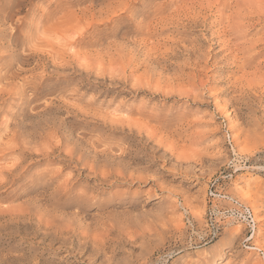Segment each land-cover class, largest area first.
I'll return each mask as SVG.
<instances>
[{"label":"rangeland","instance_id":"obj_1","mask_svg":"<svg viewBox=\"0 0 264 264\" xmlns=\"http://www.w3.org/2000/svg\"><path fill=\"white\" fill-rule=\"evenodd\" d=\"M184 1L0 0V78L14 75L23 67L27 72L21 76L29 82L25 97L5 93L6 97L0 92V173H10L9 168L20 164L17 184L0 182V264H264V18L257 19L264 17V0H210L209 4L208 0ZM128 2L135 11L118 12ZM203 6L209 10L206 12ZM182 13L198 14L200 18L207 13L208 22L216 19L215 26L204 31L213 41L225 33L231 16L232 24L243 23L235 45L245 47L237 56L246 63L234 69L240 60L233 56L210 61L198 77L207 90L199 89L201 97L196 100L135 89L136 82L156 85L158 76L148 77L139 67L145 56L155 58L156 50L166 48L168 36L173 35L170 39L181 41L187 49L197 45L201 29L167 25L174 21L179 24ZM159 21L166 25L162 31ZM163 64L169 66V76L180 79L173 86L177 91L187 90L186 80L202 67L190 64L183 53ZM0 81L1 89L6 82L2 78ZM91 115L97 117L93 120ZM109 116L111 119H107ZM112 117L125 119L127 124L130 121L129 130L127 124L125 130L112 129L104 122ZM61 120L68 129L71 126L72 142L62 139ZM14 131L25 133L21 137L26 138L35 134L33 137L44 148L37 146V156L27 155V150L10 142L19 135ZM46 132L56 137L53 143ZM76 136L84 137V144L73 153ZM7 142L13 151H9ZM90 143L99 152L108 150L110 156L123 153L113 164L125 161L135 179L124 180L118 175L108 165L112 164L110 156L108 160H93ZM54 144L60 147L54 154H38L41 148L50 149ZM104 164L105 169L100 166ZM10 176L9 181L13 178ZM237 202L246 218L232 208ZM247 207L254 212L255 223ZM231 220L235 224L229 223ZM232 230L237 234H231Z\"/></svg>","mask_w":264,"mask_h":264},{"label":"bare ground","instance_id":"obj_2","mask_svg":"<svg viewBox=\"0 0 264 264\" xmlns=\"http://www.w3.org/2000/svg\"><path fill=\"white\" fill-rule=\"evenodd\" d=\"M120 1V0H119ZM139 1V0H138ZM160 1V0H159ZM162 1V0H161ZM164 1V0H163ZM173 1V0H172ZM181 1H184V0H181ZM191 1V0H190ZM209 2H208V4L210 3V0H208ZM215 1H219V0H215ZM224 1V0H223ZM228 1V0H227ZM233 1V0H232ZM235 1V0H234ZM122 2H124V1H122ZM121 2V3H122ZM129 2H130V0H129ZM125 3V5L123 6V7H121L120 9H118V12L120 11V10H123V12H124V10H126L127 11V9H130L129 8V5L131 6V4L130 3ZM142 2V1H141ZM144 2V1H143ZM142 2V3H143ZM169 2V1H168ZM175 2V1H174ZM197 2H198V0H197ZM197 2H195L196 4H197ZM202 2V1H201ZM247 2V1H246ZM138 3V2H137ZM146 3V2H145ZM172 4H173V2H171ZM170 3V4H171ZM177 3H180L181 4V2L179 1H177ZM184 3H185V1H184ZM187 3V2H186ZM185 3V4H186ZM190 3V2H189ZM188 3V4H189ZM203 3V2H202ZM227 3V2H226ZM232 3V2H231ZM245 3V2H244ZM114 4V3H113ZM117 4V3H116ZM133 4V3H132ZM166 4V3H165ZM164 4V5H165ZM203 4H205V3H203ZM222 4H224V3H222ZM228 4H230V3H228ZM233 4H236V3H233ZM243 4V3H242ZM247 4H248V2H247ZM123 5V4H122ZM137 5V4H136ZM150 5V4H149ZM193 5H195L194 3H193ZM197 5H199V4H197ZM201 5V4H200ZM207 5V4H206ZM227 5V4H226ZM232 5V4H231ZM116 6V5H115ZM120 6H121V4H120ZM140 6V5H139ZM158 5H156V7H157ZM169 6V5H168ZM172 6V5H171ZM188 6V5H187ZM211 6V5H210ZM225 6V5H224ZM250 6V5H249ZM119 7V6H118ZM143 7V6H142ZM151 7V6H150ZM165 7V6H164ZM167 7V6H166ZM185 7V6H184ZM203 7H205V6H203ZM208 7H209V5H208ZM227 7V6H226ZM236 7V6H235ZM117 8V7H116ZM161 8V7H160ZM160 8H159V11H160ZM168 8H171V7H168ZM176 8H178V7H176ZM176 8H175V10L174 11H177L176 10ZM179 8H180V6H179ZM178 8V9H179ZM189 8H190V6H189ZM206 8V7H205ZM210 8V7H209ZM212 8H214V7H212ZM228 8H229V6H228ZM256 9H257V7H255ZM255 8H254V11H255ZM163 8H161V10H162ZM181 9V8H180ZM193 9V8H192ZM199 9H202L201 7L199 8ZM232 9V8H231ZM247 9V8H246ZM131 10V9H130ZM134 10V9H133ZM133 10H131V11H133ZM143 10V9H142ZM147 10V9H146ZM155 10H157V9H155ZM188 10V9H187ZM209 9H207L206 8V12L208 11ZM212 10V9H211ZM226 10V9H225ZM252 9H250V11H251ZM258 10V9H257ZM263 11H264V6H263V9H262ZM7 11V10H6ZM11 11V10H10ZM109 11V10H108ZM108 11H107V17H106V19H110L109 17L111 16L110 14V16L108 17ZM117 10L115 9V12H116ZM135 11V10H134ZM158 11V12H159ZM163 11V10H162ZM166 11V10H165ZM168 11H169V9H168ZM182 11V10H181ZM185 11V10H184ZM188 11H190V10H188ZM187 11V13H189ZM195 11V10H194ZM221 11H223V10H221ZM230 11V10H229ZM232 11V10H231ZM262 11V12H263ZM87 12V11H86ZM85 12V13H86ZM92 12V11H91ZM104 12V11H103ZM102 12V13H103ZM110 12H112V11H110ZM129 12V11H128ZM127 12V13H128ZM155 12H157V11H155ZM186 12V11H185ZM185 12H183V13H185ZM201 12V11H200ZM234 12V11H233ZM253 12V11H252ZM257 12V11H256ZM255 12V13H256ZM258 12H260L259 10H258ZM258 12H257V16L256 17H258ZM89 13V12H88ZM101 13V12H100ZM140 13V12H139ZM163 12H161V14H162ZM180 13V12H179ZM182 13V14H183ZM193 13V12H192ZM221 13V12H220ZM224 13V12H223ZM10 14V13H9ZM94 14H96V13H94ZM129 14V13H128ZM161 14H160V16H161ZM170 14V13H169ZM176 13L174 12V15H175ZM180 14L181 16L180 17H182V16H184V17H182V18H179V24H178V21H177V23H176V21H174L173 23L171 22V23H168L167 25H169V26H172L173 24L174 25H183L184 27L185 26H187V25H190V26H194L195 28H199V29H201L200 31L202 32V34L201 35H197V39H196V41L195 42H197V45H194L193 47H191V48H189V49H187V47L185 46V45H183L182 43H181V41H177V42H174L172 39H170V37H172V36H168V39L167 40H170L167 44L165 43L164 45H165V49L163 48V49H161V50H156V51H158L157 52V54L155 55V58L153 57V56H145L146 57V59H143V63H141L140 64V69H144V72H145V75H147L148 77H150V76H152V75H157L158 76V78H157V81H156V85H154V84H151V82L150 81H147V82H145V83H142V82H136L135 84H134V88L135 89H140V88H146V89H148V90H150L149 92L150 93H152V95H156V93H159L161 96H163V97H167V96H170V95H177V96H187V97H193V99L194 100H196V99H200V97H201V95L199 94V92L197 93V91L199 90V89H203V91L204 90H207V85H206V83L205 82H203V81H200V82H198V77L202 74V73H204L205 72V70L207 69V67H206V65L207 64H210V61H213V62H218L219 60L221 61V60H226V59H229V58H231L232 56L233 57H235L234 59H236V60H240V62H239V64H237L235 67H234V69H237V68H239V67H243V65L246 63V59H243V58H239L237 55H239V54H242L243 52H241L242 51V49H245V47H243V48H239V46L238 45H235V40L237 39V37H239L238 36V34H239V30H241L240 28L241 27H243L242 25H243V23L241 24V22H238V23H234V24H232V16L228 19V26L226 27V28H224L225 30V33L223 34V35H221V36H218V38H217V40L216 41H213V39L214 38H208V37H206V33H204V31H206L207 32V30H209L213 25L215 26V24H216V19L214 20V21H212V22H208V18H207V16H205V14L207 15V13H205L204 15H202V17L203 18H200V17H198L199 15L198 14H196V15H194V16H189L188 14ZM190 14V13H189ZM209 14V13H208ZM222 14V13H221ZM234 14H236V12H234ZM241 14V13H240ZM254 14V13H253ZM261 14V13H260ZM7 15H8V13H7ZM87 15V14H86ZM118 15V14H117ZM127 15V14H126ZM157 15H159V14H157ZM171 15V14H170ZM173 15V16H174ZM213 15V14H212ZM250 15V14H249ZM256 15V14H255ZM264 15V14H263ZM13 16V15H12ZM92 16V15H91ZM96 16V15H95ZM121 16V15H120ZM125 16V15H124ZM129 16V15H128ZM128 16H125V18L126 17H128ZM130 16H131V13H130ZM178 17H179V15H177ZM222 16V15H221ZM246 16V15H245ZM248 16V15H247ZM254 16V15H253ZM259 16H261V15H259ZM3 17V16H2ZM170 17V16H169ZM172 17V16H171ZM175 17H176V15H175ZM243 17V16H242ZM255 17V18H256ZM262 17V16H261ZM258 17L257 19L259 20V21H262V19L264 18V17ZM5 18V17H4ZM120 18H122V17H120ZM211 19L213 18L212 16L210 17ZM11 19H12V17H11ZM123 19V18H122ZM128 19H130V18H128ZM165 19H166V17H165ZM168 19V18H167ZM171 19V18H170ZM169 19V20H170ZM172 19L174 20V18L172 17ZM171 19V20H172ZM210 19V20H211ZM224 19V18H223ZM95 20V19H94ZM97 20H98V18H97ZM100 20V19H99ZM161 20V19H160ZM169 20H165V21H169ZM172 20V21H173ZM177 20H178V18H177ZM218 20H219V18H218ZM2 21H4V20H2ZM11 21V20H10ZM14 21V20H13ZM18 21V20H17ZM96 21V20H95ZM101 21V20H100ZM103 21V20H102ZM163 21V20H162ZM7 22V21H6ZM166 22V23H167ZM219 22H222V21H220L219 20ZM4 22H2L1 24H3ZM20 23V22H19ZM186 23V24H185ZM10 24H12L11 22H10ZM158 24H160L161 25V27L159 28V31L161 30V29H163V27H165L166 25L164 24V22H160L159 21V23ZM157 24V25H158ZM21 25V24H20ZM28 25V24H27ZM30 25V24H29ZM95 25V24H94ZM157 25H155V27L157 26ZM2 26H4V25H1V27ZM5 26H7L6 24H5ZM12 26V25H11ZM14 26V25H13ZM32 26V25H31ZM91 26V25H90ZM182 26V27H183ZM213 26V27H214ZM245 26V25H244ZM22 27V26H21ZM134 27V26H133ZM154 27V26H153ZM159 27V26H158ZM212 27V28H213ZM3 28H7V27H3ZM2 28V29H3ZM8 28H10V26L8 27ZM14 28H15V26H14ZM148 28V27H147ZM151 28V27H150ZM166 28V27H165ZM171 28V27H170ZM13 29V28H12ZM157 29V28H156ZM168 29V28H167ZM16 30V29H15ZM134 30V29H133ZM136 30V29H135ZM141 30V29H140ZM143 30H144V28H143ZM146 30V29H145ZM148 30V29H147ZM155 30V29H154ZM154 30L152 31V32H154ZM173 30H174V28H173ZM177 30V29H176ZM184 30H185V28H184ZM192 30V29H191ZM197 30V29H196ZM212 30V29H211ZM10 31V30H9ZM162 31V30H161ZM165 31H167V30H165ZM170 31V30H169ZM171 31H172V28H171ZM193 31V30H192ZM195 31V30H194ZM16 32H18V30L16 31ZM21 32V31H20ZM139 32V31H138ZM145 32V31H144ZM151 32V33H152ZM180 32V31H179ZM19 33V32H18ZM22 33V32H21ZM140 33V32H139ZM142 33V32H141ZM148 33H149V30H148ZM147 33V34H148ZM155 33H156V30H155ZM185 33V32H184ZM188 33H189V31H188ZM200 33V32H199ZM143 34V33H142ZM146 34V33H145ZM163 34V33H162ZM177 34V33H176ZM179 34V33H178ZM177 34V35H178ZM181 34V33H180ZM186 34V33H185ZM12 35V34H11ZM14 35V34H13ZM16 35V34H15ZM155 35V34H154ZM183 35V34H182ZM213 35V34H212ZM4 36L5 35H3V38H4ZM10 36V35H9ZM19 36V35H18ZM24 36V35H23ZM186 36V35H185ZM13 37V36H12ZM15 37H17V36H15ZM25 37V36H24ZM183 37V36H182ZM225 37H229L228 39V41L227 42H224L223 41V38H225ZM11 38V37H10ZM19 38V37H18ZM173 38H175V37H173ZM183 38H186V37H183ZM216 38V37H215ZM13 39V38H12ZM15 39V38H14ZM14 39H13V41H14ZM26 39V38H25ZM178 39H180V38H178ZM177 39V40H178ZM182 39V38H181ZM2 40V39H1ZM183 40H186V39H182V41ZM11 41V40H10ZM12 41V42H13ZM16 41V40H15ZM187 41V40H186ZM185 41V42H186ZM203 41V42H202ZM4 42H6V41H4ZM12 42H10V43H12ZM184 42V41H183ZM205 42H207V43H209L208 44V47L206 46V44L207 43H205ZM212 42V43H211ZM140 43H143V42H140ZM4 44V43H3ZM6 44V43H5ZM4 44V45H5ZM18 44V43H17ZM146 44H147V40H146ZM159 44V43H158ZM12 46H13V43H12ZM134 46H136V45H134ZM139 46H140V44H139ZM147 46V45H146ZM161 46V45H160ZM7 47H9L8 45H7ZM11 47V46H10ZM70 47V46H69ZM125 47H128V46H125ZM143 47V46H142ZM141 47V48H142ZM158 47H159V45H158ZM217 47H219L220 49H218L217 51H215V49L217 48ZM6 48V47H5ZM38 48H40V47H38ZM130 49L132 48V47H129ZM140 48V49H141ZM143 48H145V47H143ZM1 49V48H0ZM3 49H4V47H3ZM33 49H35L34 47L31 49V50H33ZM125 49V48H124ZM130 49H129V52H130ZM134 49V48H133ZM39 50V49H38ZM37 50V51H38ZM123 50V49H122ZM127 50V49H126ZM136 50V49H135ZM228 50H231L228 54H226V55H223V56H220V54L222 53V52H224V51H228ZM241 50V51H240ZM9 51H11V50H9ZM19 51V50H18ZM36 51V50H35ZM43 51V50H42ZM45 51V50H44ZM55 51V50H54ZM133 51V50H132ZM131 51V52H132ZM142 51V50H141ZM215 51V52H214ZM8 52V51H7ZM13 52V51H12ZM11 52V53H12ZM24 52V51H23ZM25 52H27L28 53V51H25ZM24 52V53H25ZM30 52V51H29ZM33 52V51H32ZM47 52V51H46ZM49 52V51H48ZM57 52V51H56ZM66 52V51H65ZM130 52V53H131ZM2 53V52H1ZM0 53V54H1ZM35 53V52H34ZM62 53H64V52H62ZM180 53H183V54H185V55H187L188 56V60L190 61V64H192V65H194V66H196V67H198L199 65H202V67H201V69H198L197 71H196V73H195V75H193V77L191 76L190 78H188V80H186V81H188V86H189V88L187 89V90H181V89H179L178 91L177 90H175L174 89V85L175 84H178L177 82L180 80H178L177 78H174V77H171V76H169L167 73H166V71L168 70V67L169 66H167V65H165V64H163L164 62L166 63H168V61H170V59L171 58H173V56H175V55H178V54H180ZM22 54V53H21ZM42 54V53H41ZM48 54V53H47ZM57 54V53H56ZM65 54V53H64ZM153 54V53H152ZM12 55V54H11ZM14 55V54H13ZM32 55V54H31ZM35 55V54H34ZM43 55H45V54H43ZM42 55V56H43ZM124 55V54H123ZM133 55H135V53L133 54ZM1 56H4V55H1ZM19 56V55H18ZM25 56V55H24ZM27 56V55H26ZM38 56V55H37ZM62 56H63V54H62ZM61 56V57H62ZM128 56V55H127ZM140 56V55H139ZM33 57H35V56H33ZM32 57V58H33ZM70 57H72V56H70ZM74 57V56H73ZM135 57V56H134ZM138 57V56H137ZM143 57V56H142ZM149 57H152L153 59H151V60H149L150 58ZM12 58H14V57H12ZM21 58V57H20ZM19 58V59H20ZM52 58L53 57H51V60H52ZM56 58V57H55ZM60 58V57H59ZM66 58H68V57H66ZM127 58V57H126ZM141 58V57H140ZM149 58V59H148ZM2 59H3V57H2ZM9 59V58H8ZM28 59V58H27ZM36 59V58H35ZM58 59V58H57ZM123 59H125V58H123ZM129 59L130 58H128V61H129ZM132 59V58H131ZM137 59V58H136ZM135 59V60H136ZM13 60V59H12ZM11 60V61H12ZM30 60V59H29ZM29 60H25V61H29ZM50 60V61H51ZM73 60H74V58H73ZM72 60V61H73ZM135 60H134V62H135ZM3 61V60H2ZM16 61V60H15ZM22 62V63H27V62ZM43 61V60H42ZM44 61L46 62V59H44ZM57 61V60H56ZM65 61V60H64ZM69 61V60H68ZM141 61H142V59H141ZM13 62V61H12ZM74 62V61H73ZM29 63V62H28ZM27 63V64H28ZM36 63V62H35ZM38 63H40V62H38ZM55 63V60H54V62H53V64ZM57 64V66L59 65L58 64V62H56ZM64 63V62H63ZM129 63V62H128ZM127 63V64H128ZM131 63H132V61H131ZM130 63V64H131ZM137 63V62H136ZM133 64V65H137V64ZM161 63L163 64V66L161 65ZM7 64H8V62H7ZM10 64V63H9ZM45 64V63H44ZM61 64V63H60ZM126 64V63H125ZM125 64H124V66H125ZM12 65V64H11ZM10 65V66H11ZM21 65V64H20ZM33 65H34V63H33ZM36 65H37V63H36ZM35 65V66H36ZM63 65V64H62ZM129 65V64H128ZM9 66V67H10ZM23 66V65H22ZM27 66H29V65H27ZM52 66V65H51ZM56 66V67H57ZM69 66H70V64H69ZM72 66H74V65H72ZM18 67V66H17ZM26 67V66H25ZM33 67V66H32ZM31 67V68H32ZM68 67V66H67ZM71 67V66H70ZM70 67H68V69L70 68ZM138 67V66H137ZM30 68V69H31ZM34 68V67H33ZM42 68V67H41ZM53 68H54V66H53ZM60 68H62V67H60V65H59V69ZM123 68V67H122ZM27 69V68H26ZM26 69H24L23 67H19V70H18V72L16 73V74H14V75H12V74H10V75H8V74H6L7 76H4V77H1L6 83L4 84V87L3 86H1L2 88L0 89V92L1 93H3V94H8V95H10V96H15V95H17V97L19 96V95H22V94H24V97H25V95H26V92H27V86H28V84H29V82L27 81V77L25 76L24 77V75L23 76H21V74L22 73H24L25 74V72H27L26 71ZM29 69V70H30ZM35 69V68H34ZM33 69V70H34ZM58 69V70H59ZM97 69V68H96ZM28 70V71H29ZM36 70V69H35ZM43 70V69H42ZM46 70V69H45ZM58 70H57V72H58ZM64 70V69H63ZM70 70V69H69ZM125 70V69H124ZM39 70H37V72H38ZM52 71V70H51ZM53 71H54V69H53ZM56 71V70H55ZM82 71V70H81ZM84 71V70H83ZM87 71V70H86ZM121 71V70H120ZM7 72V71H6ZM14 72H16L15 70H14ZM13 72V73H14ZM42 72V71H41ZM43 72H44V70H43ZM3 73V72H2ZM8 73V72H7ZM12 73V72H11ZM38 73H40V72H38ZM54 73H56V72H54ZM120 73H122V72H120ZM30 74V73H29ZM37 74V73H36ZM45 74V73H44ZM53 74V73H52ZM51 74V75H52ZM59 74V73H58ZM60 74H61V71H60ZM59 74V75H60ZM66 74V73H65ZM113 74V73H112ZM114 74H116V73H114ZM1 75V74H0ZM30 75H32V73L30 74ZM29 75V76H30ZM39 75V74H38ZM54 75V74H53ZM120 75V74H119ZM122 75V74H121ZM120 75V76H121ZM21 76V78L18 80V79H16V78H18V77H20ZM34 76V75H33ZM36 76V75H35ZM40 76H42L41 74H40ZM44 76V75H43ZM105 76V75H104ZM113 75H111V77H112ZM123 76V75H122ZM121 76V77H122ZM127 76V75H126ZM132 76V75H131ZM144 76V75H143ZM45 77V76H44ZM201 77V76H200ZM1 78H0V80H1ZM31 78H33V77H31ZM113 78V77H112ZM116 79H117V75H116V77H115ZM120 78V77H119ZM118 78V79H119ZM122 78H124V77H122ZM45 79H47L48 80V78H45ZM115 79V80H116ZM124 79H126V77L124 78ZM149 79V78H148ZM42 80V79H41ZM41 80H40V82H41ZM123 80V79H122ZM141 80V79H140ZM140 80H138V81H140ZM200 80V79H199ZM43 81V80H42ZM45 81V80H44ZM43 81V82H44ZM118 81V80H117ZM120 81V80H119ZM1 82V81H0ZM31 82V81H30ZM121 82V81H120ZM127 82H128V80H127ZM4 83V82H3ZM37 83V81H35V83L34 84H36ZM113 83V82H112ZM117 84H118V82H116ZM164 83V85L162 86V84ZM31 84V83H30ZM44 84V83H43ZM47 84H49V83H47ZM124 84H125V82H124ZM1 85V84H0ZM3 85V84H2ZM38 85V87L37 88H39V84H37ZM41 86V85H40ZM178 86V85H177ZM31 87H33L32 85H31ZM36 87V86H35ZM42 87V86H41ZM131 88V87H130ZM134 88H132V89H134ZM34 90V89H33ZM141 90V89H140ZM143 90H145V89H143ZM135 91V90H134ZM139 91V90H138ZM30 92V91H29ZM133 92V91H132ZM145 92V91H144ZM148 92V91H147ZM35 93V92H34ZM37 93V92H36ZM6 94H5V96H6ZM29 94V93H28ZM202 94V93H201ZM2 95V94H1ZM1 95H0V97H1ZM32 96V95H31ZM35 95H33L32 97H34ZM4 97V96H3ZM2 97V98H3ZM7 97V96H6ZM22 97V96H21ZM31 97V99L32 100H35V99H33ZM36 97V96H35ZM38 97V96H37ZM19 98V97H18ZM28 97L26 96V99H27ZM10 99V98H9ZM29 99V98H28ZM59 99H61V98H59ZM59 99H56V100H59ZM15 100H17V99H15ZM21 100H23V99H21ZM53 100V99H52ZM61 100H64V99H61ZM233 100V99H232ZM0 101H2V100H0ZM51 101V100H50ZM65 101V100H64ZM9 102V101H8ZM30 102V101H29ZM35 102H36V100H35ZM48 102V101H47ZM56 102V101H55ZM68 102V101H67ZM11 103V102H10ZM9 103V104H10ZM17 103V102H16ZM57 103L58 104H61V102H58L57 101ZM1 104V103H0ZM13 104H15L14 102H13ZM13 104H10V106L11 105H13ZM22 104H25V103H22ZM28 104V103H27ZM32 104V103H31ZM34 104H36V103H34L33 102V105ZM39 104V103H38ZM64 104H66V103H64ZM67 104H69V103H67ZM5 105H6V103H5ZM51 104H49V106H50ZM53 105H55V103H53ZM70 105H71V103H70ZM74 105V104H73ZM72 105V106H73ZM17 106V105H16ZM23 106V105H22ZM37 106H39V105H37ZM37 106H35V107H37ZM46 106H48V105H46ZM56 106H58V105H56ZM71 106V107H72ZM75 106V105H74ZM73 106V107H74ZM79 106V105H78ZM88 106V105H87ZM5 107V106H4ZM13 107H14V105H13ZM18 107V106H17ZM21 107V106H20ZM34 107V108H35ZM52 107V106H51ZM51 107H49V108H51ZM60 107H62V106H60ZM66 107H68V106H66ZM230 107L232 108L233 107V102L230 104ZM2 108H3V106H2ZM8 108H10L9 106H8ZM15 108V107H14ZM37 108H39V107H37ZM45 108V107H44ZM76 108V107H75ZM78 108V107H77ZM40 109V108H39ZM43 109V108H42ZM54 109V108H53ZM86 110H87V108H85ZM84 109V110H85ZM23 110H25V109H23ZM37 109H35V111H36ZM51 110V109H50ZM56 110V109H55ZM58 110V109H57ZM61 110H62V108H61ZM65 110V109H64ZM72 110V109H71ZM75 110V109H74ZM73 110V111H74ZM77 110H80V109H77ZM82 110V109H81ZM85 110V111H86ZM91 110V109H90ZM3 111H4V109H3ZM26 111H27V109H26ZM46 111V110H45ZM88 111H89V109H88ZM236 111V110H235ZM1 112V111H0ZM68 112V111H67ZM78 112V111H77ZM82 112V111H81ZM91 112H93V113H97V111H95L94 112V110L93 111H91ZM100 112V111H99ZM20 113V112H19ZM23 113V112H22ZM87 113V112H86ZM90 113V112H89ZM95 113V114H96ZM233 113H234V111H233ZM7 114V113H6ZM16 114V113H15ZM71 113H69L68 115H70ZM72 114H73V112H72ZM76 114V113H75ZM82 114V113H81ZM235 114V113H234ZM9 115H10V113H9ZM90 115V114H89ZM92 115H94V114H92ZM91 115V116H92ZM104 115H106V117H107V114H104ZM16 116V115H15ZM75 116V115H74ZM73 116V117H74ZM83 116H85V115H83ZM96 116V115H95ZM100 116H102L103 117V115H101V112H100ZM72 117V116H71ZM94 116H92V118H93ZM97 117V116H96ZM95 117V118H96ZM99 117V116H98ZM92 118H90V119H92ZM95 118H93V120L95 119ZM110 118V116L107 118V119H109ZM113 118V117H112ZM102 119V118H101ZM100 119V120H101ZM105 120L104 119V122H106V124L108 123L109 124V126L110 127H112V129H126L125 127L127 126L128 128H127V130H129V123H130V121H128L129 123L127 124L124 120L125 119H116V118H113V119H116V120H109V122H108V120ZM111 119V118H110ZM63 120V119H62ZM61 120V121H62ZM64 120H67V119H64ZM99 120V119H98ZM98 120H96V122L98 121ZM99 120V121H100ZM58 121V120H57ZM4 122V121H3ZM67 122V121H66ZM60 123H63V125H64V128H63V132L65 133V135H64V133H62V132H60V134H62V139H64V140H66V142H72V139H74V137H73V132L72 131H70L69 129L71 128V126H70V128L68 129V127L66 126V124L67 123H65V122H60ZM65 123V124H64ZM101 123V122H100ZM4 124H6V123H4ZM8 124H9V121H8ZM7 124V125H8ZM127 124V125H126ZM1 125H2V127H5V125H3L2 123H1ZM6 125V126H7ZM52 125V124H51ZM61 125V124H60ZM104 125H105V123H104ZM131 125V124H130ZM11 126V125H10ZM105 126H107V125H105ZM8 127V126H7ZM6 127V128H7ZM54 127V126H53ZM108 127V126H107ZM110 127H108L109 129H110ZM12 129L11 130H13V127H11ZM14 128H16V127H14ZM132 128V127H131ZM72 129V128H71ZM10 130V129H9ZM15 130V129H14ZM16 130H17V128H16ZM46 130V129H45ZM48 130V129H47ZM54 130V129H53ZM56 131H57V133L59 132V129H55ZM3 132H4V128H3V130H2ZM5 131H8L7 129L5 130ZM44 131V130H43ZM42 131V132H43ZM50 131V130H49ZM114 131V130H113ZM130 131H132V129H130ZM134 131V130H133ZM13 132V131H12ZM51 132V131H50ZM50 132H46L47 134H48V136L47 137H50L51 138V136H52V134L50 133ZM125 132H127V131H125ZM129 132V131H128ZM10 133V132H9ZM19 134V135H14L13 136V138L12 139H10V142H12V143H14L15 144V147L16 146H19V147H21V149L23 148V149H25V150H27V155H33V154H35V153H37L38 152V150H40V148L39 149H37V151H36V148H38L37 146H40L41 144H39V141H37L36 139H35V137H33L35 134H30V135H27V138L26 137H21V135H25V133H22V132H18V131H14V133L13 134ZM50 133V134H49ZM8 134V133H7ZM5 135V137H7L8 135ZM13 134H10L9 136L11 137ZM59 134V133H58ZM40 136H41V134H39ZM1 136H3V133H2V135ZM37 136V135H36ZM43 136V135H42ZM53 136H54V134H53ZM52 136V137H53ZM57 136V135H56ZM79 136V135H78ZM78 136H76L77 138H75V141L72 143V145H73V150H72V152L73 153H75L76 152V149L77 148H80V147H82V145L84 144L83 143V139H84V137H82V136H80V137H82V138H79ZM225 136V135H224ZM9 137V138H10ZM1 138H4V137H1ZM54 138H56V137H53L52 139H51V143H53L52 142V140H54ZM61 138V137H60ZM37 139H38V136H37ZM40 139V138H39ZM43 139V138H42ZM41 139V140H42ZM17 140H19V141H17ZM61 140V139H60ZM226 139H224V141H225ZM8 141V140H7ZM50 141V140H49ZM55 141V140H54ZM6 141H4V143H5ZM9 142V143H10ZM61 142V141H60ZM103 142V141H102ZM142 142V141H141ZM1 143H3V142H1V140H0V144ZM8 142H7V144H9ZM47 144H48V142H46ZM55 143V142H54ZM95 143H97V142H95ZM100 143V142H99ZM227 143V142H226ZM57 144V143H56ZM56 144H54V145H52V147L49 149V146L46 148V149H42V148H44V147H42V146H44V145H42V146H40V147H42L41 148V150L42 151H40L38 154H41V155H46V156H49L50 154H54V151H55V149H60V147H58V145L56 146ZM59 144V143H58ZM69 144V143H68ZM5 145V144H4ZM24 145H26V146H24ZM46 145V144H45ZM48 145H51V144H48ZM9 147H10V150L9 151H13V149L11 150V148H13L12 147V145L10 146V144L8 145ZM8 146H5L6 148L5 149H8ZM64 146H65V144H64ZM63 146V147H64ZM89 146H91L92 148H93V150H94V154H92L93 155V160H99V159H101V158H106V160H108V157L111 155H109V153L106 151V150H102L101 152H99L100 151V149H97L96 148V146H95V144H93V143H90L89 144ZM98 146V145H97ZM233 146H234V142H233ZM14 147V148H15ZM55 147V148H54ZM62 147V146H61ZM235 147V146H234ZM2 148H0V150H1ZM5 149H3V150H5ZM16 149V148H15ZM20 149V148H19ZM63 149V148H62ZM82 149V148H81ZM98 151H97V150ZM107 149V148H106ZM123 150V149H122ZM122 150H120V152L122 151ZM8 151V150H7ZM15 151V150H14ZM18 151H20V150H18ZM22 151V150H21ZM62 151V150H61ZM127 151V150H126ZM125 151V152H126ZM2 152V154H4V153H8V152H6V151H4V153H3V151H1ZM17 152V151H16ZM88 152H90V150H88ZM123 152V151H122ZM1 154V153H0ZM72 154V153H71ZM84 154H86V152L84 153ZM114 154V153H113ZM112 154V155H113ZM120 154V153H119ZM124 154H126V153H124ZM7 155V154H6ZM9 155V154H8ZM36 155V154H35ZM83 154H81V156H82ZM88 155H91V154H88ZM123 155V153L121 154V156ZM37 156V155H36ZM38 156H40V155H38ZM80 155H79V158L81 157ZM119 157H116V155H115V157L114 156H110L111 157V162H112V164H108V163H106V164H108V165H111L115 170H116V172L118 173V175H120L124 180H126V179H129V180H133V179H135V176H134V174H132V173H130L129 172V170H128V167L126 166V163H125V161H123V160H119V161H117L115 164H113L114 163V161H116L115 159H121V156L120 155H118ZM124 156H126V155H124ZM2 157V156H1ZM6 157V156H5ZM45 157V156H44ZM86 157V156H85ZM91 156H89V158H90ZM109 157V158H110ZM127 157V156H126ZM78 158V159H79ZM82 158V157H81ZM124 158V157H123ZM122 158V159H123ZM86 159V158H85ZM81 160V159H80ZM88 160V159H87ZM86 160V161H87ZM92 160V159H91ZM85 161V162H86ZM90 161V160H89ZM102 161H105V159L104 160H102ZM92 163V162H91ZM99 163V162H98ZM101 163H103V162H101ZM22 164V163H21ZM96 164V163H95ZM15 165V164H14ZM13 165V166H14ZM20 165V164H19ZM19 165H16V167H15V169H14V167H11V168H9L8 170H9V172L11 173V175L13 176V178L9 181V179H7V178H9V176H10V173H7V174H4V173H0L1 175H2V177H0L1 179H0V182H3V183H6V184H8V183H12V182H15L16 183V180H18V179H15V177H17V173H18V167H19ZM97 165V164H96ZM95 165V166H96ZM128 165V164H127ZM95 166H92V168L93 167H95ZM101 167H106V165L104 164V165H100ZM238 166H241V165H237V167ZM24 167V166H23ZM111 167V168H112ZM1 168V167H0ZM6 168V167H5ZM5 168H3V169H5ZM26 168V167H25ZM96 168H97V166H96ZM95 168V169H96ZM112 168V169H113ZM122 168V169H121ZM259 168V167H258ZM3 169H1L2 170V172H3ZM14 169V170H13ZM21 169V168H20ZM95 169H94V171H95ZM97 169H100V167L99 168H97ZM105 169V168H104ZM6 170V169H5ZM111 170V169H110ZM261 170V169H260ZM108 171V170H107ZM116 172H114V173H116ZM6 173V172H5ZM23 173V172H22ZM97 173V172H96ZM12 176H10V177H12ZM19 176V175H18ZM22 176V175H21ZM23 178H24V176H23ZM23 182V181H22ZM1 184V183H0ZM17 184V183H16ZM1 186V185H0ZM222 195V193H219V197ZM240 203H242V202H240ZM241 207H243L242 205H240L238 202H237V206H235V205H232V208L233 209H236L237 211H239V213H241L242 215H244V213L242 212L243 210H242V208ZM247 209L250 211V214H251V217H252V219H253V222L255 223V216H254V212H252L248 207H247ZM229 223H234L235 224V222L233 221L232 222V220L231 221H229ZM228 223V224H229ZM231 234H233V235H235V233L237 234V230H232L231 232H230Z\"/></svg>","mask_w":264,"mask_h":264},{"label":"built area","instance_id":"obj_3","mask_svg":"<svg viewBox=\"0 0 264 264\" xmlns=\"http://www.w3.org/2000/svg\"><path fill=\"white\" fill-rule=\"evenodd\" d=\"M249 214H250V212H249ZM251 215V214H250ZM244 216H245V214H244ZM245 218H246V216H245ZM252 218V217H251Z\"/></svg>","mask_w":264,"mask_h":264}]
</instances>
